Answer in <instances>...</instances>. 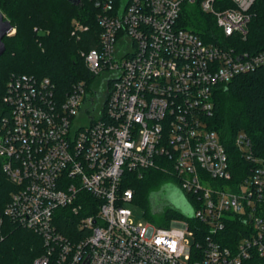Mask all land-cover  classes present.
<instances>
[{
	"label": "built area",
	"instance_id": "obj_1",
	"mask_svg": "<svg viewBox=\"0 0 264 264\" xmlns=\"http://www.w3.org/2000/svg\"><path fill=\"white\" fill-rule=\"evenodd\" d=\"M90 1L101 9L102 31L98 48L82 56L99 85L90 91L84 80L65 95L49 78L8 83L0 168L14 189L0 225L7 217L40 237L34 264L264 260V158L239 133L249 167L235 182L220 135L207 123L218 86L264 66V51L237 54L179 25L183 5L199 3L225 37L245 36L257 0ZM74 26L78 37L88 31L79 21ZM161 163L171 165L172 184L206 227L201 241L185 220L132 221L126 174L142 177ZM237 222L243 235L225 246L222 233Z\"/></svg>",
	"mask_w": 264,
	"mask_h": 264
},
{
	"label": "trees",
	"instance_id": "obj_2",
	"mask_svg": "<svg viewBox=\"0 0 264 264\" xmlns=\"http://www.w3.org/2000/svg\"><path fill=\"white\" fill-rule=\"evenodd\" d=\"M196 4L197 9L193 10H187L183 5L179 19L181 27L195 32L206 43L232 48L237 54L264 51V0H257L249 11L247 34L228 38L219 29L215 17L204 13L200 4ZM0 10L16 29L13 36L4 40L6 52L0 58V119L9 112L4 97L8 83L16 76L49 78L56 84L58 92L65 95L84 80L90 91L99 85L98 79L85 67L82 56L83 52L99 45L102 28L97 16L101 9L94 2L80 0L74 5L69 0H0ZM75 21L88 27V31L80 33L79 37L73 34ZM207 123L219 133L233 168L234 181L240 182L244 168L249 167L236 145V137L241 131L251 139L254 155L264 158V66L219 85L215 92L214 113ZM170 171L169 163H161L144 171L142 177L127 173L125 189L133 190L132 203L144 206L150 223L167 226L173 220L188 221L195 232L193 241H201L206 227L161 198V193L165 195L167 188L174 187ZM13 189L0 168L1 214ZM60 229L69 232L70 222L62 221ZM222 234L226 235L222 243L228 246L242 237L243 228L237 222ZM41 253L40 237L5 217L0 225V264H34ZM245 264H264V260L254 258Z\"/></svg>",
	"mask_w": 264,
	"mask_h": 264
},
{
	"label": "rangeland",
	"instance_id": "obj_3",
	"mask_svg": "<svg viewBox=\"0 0 264 264\" xmlns=\"http://www.w3.org/2000/svg\"><path fill=\"white\" fill-rule=\"evenodd\" d=\"M184 7L187 9V10H193V9H197V4H190V3H185L184 4ZM16 31V29H15ZM100 83H102V80H99ZM101 99L98 100V102L100 101ZM244 133V131H241L240 134ZM177 189H175V188ZM174 187H170L169 189L167 188L166 192H165V195L164 193H161V195H163L161 198H165V203L167 205H171L169 203L172 202L174 204V200H173V197L172 195L173 194H176V192L178 191L180 195V198H181V201L185 203H187L188 205L189 204V201H188V198L186 197L185 194H183L176 186ZM177 197V196H176ZM179 198V197H177ZM176 203V202H175ZM177 204V203H176ZM175 205V204H174ZM176 206V205H175ZM191 206V205H190ZM127 207L132 211V221L136 224V225H147L149 223V220L148 218L146 217V212H145V208L144 206H142L140 203H129L127 205ZM186 209V208H184ZM190 212V210H188Z\"/></svg>",
	"mask_w": 264,
	"mask_h": 264
},
{
	"label": "water",
	"instance_id": "obj_4",
	"mask_svg": "<svg viewBox=\"0 0 264 264\" xmlns=\"http://www.w3.org/2000/svg\"><path fill=\"white\" fill-rule=\"evenodd\" d=\"M72 4L78 5L80 0H69ZM16 33L15 27L12 25L11 21L8 19H5L4 14L0 10V58L5 54L6 52V45L4 40L7 37L13 36ZM173 187V186H172ZM175 188V187H174ZM176 189V188H175ZM177 190V189H176ZM179 192L177 191L176 194H173V200H174V205L176 209L180 210L182 213L185 215L189 216V218L194 217V212L192 211V208L190 205L187 203L184 204L183 201H181ZM179 198H177V197ZM177 204H176V203ZM186 208V209H184ZM190 210V212L188 211Z\"/></svg>",
	"mask_w": 264,
	"mask_h": 264
}]
</instances>
